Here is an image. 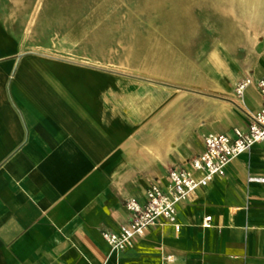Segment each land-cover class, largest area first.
I'll use <instances>...</instances> for the list:
<instances>
[{"label":"crops","instance_id":"obj_1","mask_svg":"<svg viewBox=\"0 0 264 264\" xmlns=\"http://www.w3.org/2000/svg\"><path fill=\"white\" fill-rule=\"evenodd\" d=\"M244 33L133 79L28 53L0 18V264H264V183L249 181L264 176V141L177 205V231L162 222L125 251L102 237L204 135L246 129L262 108L264 39Z\"/></svg>","mask_w":264,"mask_h":264},{"label":"rangeland","instance_id":"obj_2","mask_svg":"<svg viewBox=\"0 0 264 264\" xmlns=\"http://www.w3.org/2000/svg\"><path fill=\"white\" fill-rule=\"evenodd\" d=\"M0 18L28 53L133 79L203 56L213 37L264 39V0H0Z\"/></svg>","mask_w":264,"mask_h":264},{"label":"built area","instance_id":"obj_3","mask_svg":"<svg viewBox=\"0 0 264 264\" xmlns=\"http://www.w3.org/2000/svg\"><path fill=\"white\" fill-rule=\"evenodd\" d=\"M249 84L250 80L237 84V94L241 95ZM255 86L263 105L258 112L249 116L246 129L234 128L233 135L207 133L203 136L204 150L189 162L188 167L170 170L166 188L150 184L143 201L134 196L125 199L124 207L129 220L118 224L116 231L102 232L103 239L111 248L118 251L131 248L136 238L144 236L150 228L162 222L172 224L177 231V205L194 196L199 187L207 185L215 177L223 176L230 160L264 141V77L259 78ZM196 173L200 176L197 177ZM249 181L264 183V176H250ZM210 222L211 216H205L202 226L207 228L211 226Z\"/></svg>","mask_w":264,"mask_h":264}]
</instances>
